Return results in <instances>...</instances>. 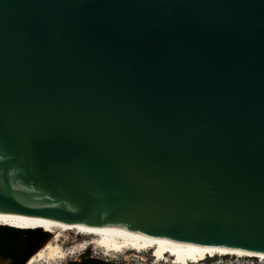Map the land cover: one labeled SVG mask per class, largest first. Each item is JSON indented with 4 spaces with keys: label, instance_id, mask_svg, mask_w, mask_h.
<instances>
[{
    "label": "water",
    "instance_id": "water-1",
    "mask_svg": "<svg viewBox=\"0 0 264 264\" xmlns=\"http://www.w3.org/2000/svg\"><path fill=\"white\" fill-rule=\"evenodd\" d=\"M0 213L264 252V0H0Z\"/></svg>",
    "mask_w": 264,
    "mask_h": 264
},
{
    "label": "bare ground",
    "instance_id": "bare-ground-1",
    "mask_svg": "<svg viewBox=\"0 0 264 264\" xmlns=\"http://www.w3.org/2000/svg\"><path fill=\"white\" fill-rule=\"evenodd\" d=\"M1 226L17 229H42L53 235L52 240L34 255L27 264H56L66 260L72 254L80 255L90 249L100 251L104 257L112 259L129 252H134L136 255L150 253L155 264L161 262L199 264L216 257L257 258L264 263V252L221 246H205L159 236L123 232L90 224L72 225L64 222H45L15 214L0 213ZM68 232L84 236L70 250H66L63 246L64 242H62V240H67Z\"/></svg>",
    "mask_w": 264,
    "mask_h": 264
},
{
    "label": "trees",
    "instance_id": "trees-1",
    "mask_svg": "<svg viewBox=\"0 0 264 264\" xmlns=\"http://www.w3.org/2000/svg\"><path fill=\"white\" fill-rule=\"evenodd\" d=\"M51 240L50 233L42 229L0 227V257L8 264H27ZM81 262L72 264H116L94 258L90 254Z\"/></svg>",
    "mask_w": 264,
    "mask_h": 264
},
{
    "label": "rangeland",
    "instance_id": "rangeland-1",
    "mask_svg": "<svg viewBox=\"0 0 264 264\" xmlns=\"http://www.w3.org/2000/svg\"><path fill=\"white\" fill-rule=\"evenodd\" d=\"M69 233V234H68ZM67 233V240L63 241L64 242V248L66 250H70L72 247H74V244L81 241L84 236L81 235H77L73 232H68ZM51 236V240L53 238V235L50 234ZM50 240V241H51ZM86 253H89L91 256H93L94 258H99L102 260H107L109 262H114V263H122V264H155L154 258L152 257V255L149 254H140V255H136L134 252H129L123 256H117L115 259L112 258H107L104 257L100 251L97 250H88L85 253L82 254H72L70 257H68L66 260L64 261H60L56 264H70L71 262L74 261H78L80 260ZM137 256V257H136ZM0 264H8V262H0ZM42 264V263H41ZM44 264V263H43ZM158 264H162V263H158ZM165 264H171L169 263H165ZM201 264H264L263 262H261V260L257 259V258H238V257H228V258H214V260H209L205 263H201Z\"/></svg>",
    "mask_w": 264,
    "mask_h": 264
},
{
    "label": "flooded vegetation",
    "instance_id": "flooded-vegetation-1",
    "mask_svg": "<svg viewBox=\"0 0 264 264\" xmlns=\"http://www.w3.org/2000/svg\"><path fill=\"white\" fill-rule=\"evenodd\" d=\"M87 254H89V253H86V254H85L80 260H78V261H74V262H81L83 259L86 258L85 256H86ZM98 259H99V258H98ZM105 261H107V260H105ZM0 262H6V261L2 260L1 257H0ZM72 263H73V262H71L70 264H72ZM116 264H122V263H116Z\"/></svg>",
    "mask_w": 264,
    "mask_h": 264
}]
</instances>
